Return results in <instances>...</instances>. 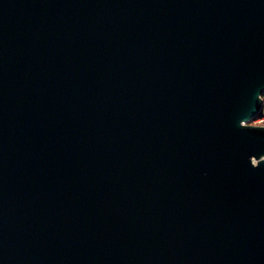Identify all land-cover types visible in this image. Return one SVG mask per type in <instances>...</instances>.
I'll return each mask as SVG.
<instances>
[{
    "label": "water",
    "instance_id": "1",
    "mask_svg": "<svg viewBox=\"0 0 264 264\" xmlns=\"http://www.w3.org/2000/svg\"><path fill=\"white\" fill-rule=\"evenodd\" d=\"M264 0H0V264H264Z\"/></svg>",
    "mask_w": 264,
    "mask_h": 264
},
{
    "label": "built area",
    "instance_id": "2",
    "mask_svg": "<svg viewBox=\"0 0 264 264\" xmlns=\"http://www.w3.org/2000/svg\"><path fill=\"white\" fill-rule=\"evenodd\" d=\"M255 121L256 124L259 125H264V108H263V113L261 116L256 117L255 119H253Z\"/></svg>",
    "mask_w": 264,
    "mask_h": 264
},
{
    "label": "rangeland",
    "instance_id": "3",
    "mask_svg": "<svg viewBox=\"0 0 264 264\" xmlns=\"http://www.w3.org/2000/svg\"><path fill=\"white\" fill-rule=\"evenodd\" d=\"M250 124H254V125H255L256 123H255V121H254V120H252V121L250 122Z\"/></svg>",
    "mask_w": 264,
    "mask_h": 264
}]
</instances>
